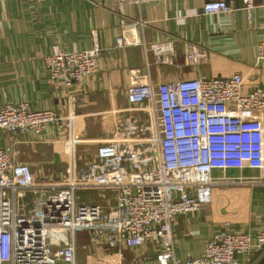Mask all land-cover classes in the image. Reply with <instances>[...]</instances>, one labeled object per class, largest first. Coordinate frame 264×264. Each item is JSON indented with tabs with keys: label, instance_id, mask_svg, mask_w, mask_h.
Here are the masks:
<instances>
[{
	"label": "built area",
	"instance_id": "1",
	"mask_svg": "<svg viewBox=\"0 0 264 264\" xmlns=\"http://www.w3.org/2000/svg\"><path fill=\"white\" fill-rule=\"evenodd\" d=\"M165 1L115 0L118 7ZM244 2L250 10L251 0ZM232 9L223 0H211L203 14ZM116 43L121 47L123 38ZM153 48L171 52L172 42ZM99 54L97 45L83 51L54 47L43 58L48 80L82 88L97 73ZM206 56L204 49L188 44V63ZM253 69L264 72V37ZM126 94L133 117L115 121L109 138L81 165L69 148L57 180L38 183L30 165L15 160L16 140L0 146V264H77V231L89 234L91 249H118L119 254L123 247L137 253L150 246L156 264H243L238 256L249 260L264 252V229L254 235L223 230L207 239L199 255L180 262L173 235L178 215L210 204L215 186L248 180L242 171H256L250 180L264 185V86L246 90L245 75L236 72L157 84L137 80ZM60 119L56 111L34 109L27 101L0 104V129L10 134L39 135ZM231 170L240 175H228ZM78 187L113 195L106 202L77 205ZM59 231L69 234L68 241L51 245L50 234Z\"/></svg>",
	"mask_w": 264,
	"mask_h": 264
},
{
	"label": "crops",
	"instance_id": "2",
	"mask_svg": "<svg viewBox=\"0 0 264 264\" xmlns=\"http://www.w3.org/2000/svg\"><path fill=\"white\" fill-rule=\"evenodd\" d=\"M208 1L167 0L141 7H118L115 0L0 2V104L27 101L34 109L54 110L61 116L58 124L39 135L0 129V146L16 140L15 160L28 163L36 181L45 184L63 174L69 148L81 165L109 138L115 121L133 117L127 111L126 94L133 81L149 79L157 84L241 72L246 90L257 83L264 86V72L253 69L257 45L264 37V0H251L250 10L244 0H223L231 11L204 15ZM119 37L121 47L116 43ZM166 41L172 42L171 52L158 53L153 48ZM189 43L204 49L206 58L188 63ZM94 45L100 48L99 69L82 88L50 83L43 58L54 47L83 51ZM73 139L79 140L72 145ZM241 174L248 180L215 186L210 204L175 218L177 260L199 255L207 239L220 231L254 235L264 229V185L250 180L256 171ZM228 175L240 172L231 170ZM85 192L90 202L111 198L108 190ZM75 241L77 261V246L90 244L89 234L77 231ZM118 252L92 248L94 257L108 259L102 264H156L150 246L137 253L124 247ZM258 255L238 259L254 264Z\"/></svg>",
	"mask_w": 264,
	"mask_h": 264
},
{
	"label": "rangeland",
	"instance_id": "3",
	"mask_svg": "<svg viewBox=\"0 0 264 264\" xmlns=\"http://www.w3.org/2000/svg\"><path fill=\"white\" fill-rule=\"evenodd\" d=\"M83 188L78 187L76 189L75 195H76V204H88V200L86 199L87 193L85 192ZM111 197L113 195V191H110ZM30 195V193H29ZM214 196V193H213ZM69 239V234H65L63 231H59L56 233L50 234L49 241L51 245H56L57 243H66ZM92 255V249L90 247V244H85L82 246H77V264H102L108 262V259L103 258V260H100V258L94 257L93 259Z\"/></svg>",
	"mask_w": 264,
	"mask_h": 264
},
{
	"label": "water",
	"instance_id": "4",
	"mask_svg": "<svg viewBox=\"0 0 264 264\" xmlns=\"http://www.w3.org/2000/svg\"><path fill=\"white\" fill-rule=\"evenodd\" d=\"M254 264H264V252L260 255V257L255 261Z\"/></svg>",
	"mask_w": 264,
	"mask_h": 264
},
{
	"label": "trees",
	"instance_id": "5",
	"mask_svg": "<svg viewBox=\"0 0 264 264\" xmlns=\"http://www.w3.org/2000/svg\"><path fill=\"white\" fill-rule=\"evenodd\" d=\"M89 190H92V189H89ZM262 253H263V252H262ZM262 253H259V255L262 254ZM259 255H258V256H259ZM256 258H257V257H256Z\"/></svg>",
	"mask_w": 264,
	"mask_h": 264
}]
</instances>
